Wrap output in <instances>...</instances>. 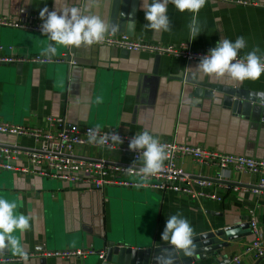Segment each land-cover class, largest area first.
Masks as SVG:
<instances>
[{"label":"crops","instance_id":"0c3cea01","mask_svg":"<svg viewBox=\"0 0 264 264\" xmlns=\"http://www.w3.org/2000/svg\"><path fill=\"white\" fill-rule=\"evenodd\" d=\"M252 1L258 5L207 0L195 14L203 32L193 40H190L189 24L194 14L187 10L180 12L172 3L167 5L171 21V31L167 32L144 27L147 21L143 0H0V15L36 23L42 21L39 12L44 7L49 11L76 7L83 15H95L106 24L117 26L115 34H127L133 39L162 44L187 42L193 49L209 50L219 40L227 38L234 42L243 36L246 46L238 55L245 57L258 47V55L264 58V0ZM152 2L147 0L148 4ZM48 43L54 42L41 32L0 26V51L7 54H41ZM62 54L75 64L68 61L0 64V121L47 129V117L64 116L83 126L99 125L134 135L147 130L159 140H177L264 159V105H256L249 116L223 105L224 89H245L251 94L264 95V73L256 80L242 83L228 76L193 77L191 73L199 61L187 62L167 55L101 45L58 48L54 56ZM186 78L215 86L212 97H196L195 86ZM2 142L29 149L38 146L33 138L24 136L4 135ZM75 155L112 163L135 161L131 154L94 145L77 147ZM178 163L192 176L211 180L213 185L209 190L222 199H192L148 187L107 186L89 190L85 186L9 170H0V195L15 200L18 213L32 217L31 227L22 236L26 252L97 250L101 245L90 237L85 238L89 230L119 229L122 234H136V239L144 245L149 241L156 246L168 245L161 234L167 218L179 212L190 222L193 236L236 226L241 231L235 240H228L229 246L223 248V253L230 258L240 255L241 264H258V259L245 251L255 237L249 223L250 208L255 210L264 235V196L251 190L258 182V175L201 165L191 157L180 158ZM136 164L142 166L141 161ZM227 184L230 188L223 187ZM215 258L190 264H218ZM86 260L36 256L28 258L27 264H83ZM4 264H24V261Z\"/></svg>","mask_w":264,"mask_h":264},{"label":"built area","instance_id":"2783aa9c","mask_svg":"<svg viewBox=\"0 0 264 264\" xmlns=\"http://www.w3.org/2000/svg\"><path fill=\"white\" fill-rule=\"evenodd\" d=\"M241 5H258L252 0H234ZM43 21L26 22L16 20L9 16L0 15V26L16 29H25L41 32ZM93 45H101L125 49L132 52H147L160 56H172L182 58L187 62L200 61L208 50L193 49L189 43L162 44L144 39H133L127 34L106 33L104 40ZM244 56H237L243 59ZM66 54L61 56L46 57L42 54L31 56H17L0 51V64H18L25 62L55 64L70 62ZM264 59V58H262ZM246 62V61H245ZM48 128L29 127L25 125L11 124L0 121V170H9L19 174L37 175L48 179L67 182L69 184L85 186L89 190H102L107 186H122L126 188H142L159 190L162 192H174L192 199L209 198L220 201L222 198L215 191H210L213 183L201 177H194L186 172L178 163L180 158L191 157L201 165H214L220 170L233 169L236 171H248L258 175L257 184L251 189L254 193L264 196V159L244 156L235 153H226L210 149L201 145L180 143L177 140H159L166 146L169 159L164 161L163 169L155 176H150L141 183L139 175L140 165L129 168L133 163H112L107 160H93L81 158L75 155V149L80 146L94 145L102 149H108L111 145L121 154H131L136 160L139 153L129 149V142L134 134L120 132L114 129L100 128V135L115 131L123 140L120 145L90 144L88 142V130L95 128L70 122L64 116L47 117ZM30 137L37 142L33 149L24 148L17 144H5L2 136ZM25 162V163H22ZM221 178V174H219ZM230 188L227 184L223 186ZM250 227L254 239L245 251L252 253L258 264H264V235H262L258 220L253 208L249 209ZM96 253L94 248L35 250L27 252L28 258L42 256L55 257L63 260L85 259ZM103 253L100 254V257ZM23 261L18 256L0 254V264ZM232 263L241 264L240 255L232 257Z\"/></svg>","mask_w":264,"mask_h":264},{"label":"clouds","instance_id":"9594fccd","mask_svg":"<svg viewBox=\"0 0 264 264\" xmlns=\"http://www.w3.org/2000/svg\"><path fill=\"white\" fill-rule=\"evenodd\" d=\"M172 3L180 12L185 10L194 14L189 24L190 40L195 39L201 32L196 15L205 6L207 0H153L151 4L143 0L142 9L147 23L146 29L155 31H171V21L167 15V5ZM41 33L54 43H48L43 49L42 55L52 57L57 54L58 48L81 45L91 46L99 43L105 38V34L114 35L117 26L106 24L100 17L95 15H83L79 8L64 7L49 11L44 7L39 12ZM245 39L239 36L233 42L227 38L217 41L216 46L209 49L208 53L196 65L193 77L203 74L217 79L228 76L234 81L243 82L247 79L256 80L264 73V59L258 55L259 48L255 47L248 52L243 59H237L238 52L245 48ZM246 61V62H245ZM97 102H100L98 98ZM100 126L88 130V142L101 146L120 145L123 143L120 135L109 132L100 135ZM129 149L138 152L139 155L132 168L138 161L142 162L139 168L141 183L143 186L150 176H155L162 171L164 161L169 159L166 146L159 139L145 130L133 136L129 142ZM109 146V151H113ZM18 203L0 195V254L5 250L13 256L20 257L24 264L28 262V254L22 244L23 234L31 227V216L18 213ZM161 239L170 245V249H162L161 255L156 257L157 264H174V254L183 252L184 255L193 254L195 245L193 242V228L190 222L181 213H176L167 218L166 225L161 234Z\"/></svg>","mask_w":264,"mask_h":264},{"label":"water","instance_id":"95a60500","mask_svg":"<svg viewBox=\"0 0 264 264\" xmlns=\"http://www.w3.org/2000/svg\"><path fill=\"white\" fill-rule=\"evenodd\" d=\"M7 65V64H4ZM190 74V73H189ZM195 88L194 95L200 97H212V90L216 87L204 81L186 78ZM226 96L223 98V105L228 106L237 113L249 116L252 109L258 104L264 105V95L251 94L244 90L224 89ZM246 227V226H241ZM239 230L236 226L221 229L209 230L193 236L195 249L190 256L183 252L174 254V264H190L193 261L207 257H216L218 264H234L232 258L223 253V248L229 246L228 240H235ZM85 238H92L101 245L96 253L90 255L96 257L90 261L83 259V264H157L156 257L161 255L162 249H170V245L156 246L153 242L146 245L139 243L135 234L114 233V231H88ZM136 243V246L133 244ZM95 249V248H94ZM9 251L5 250V253ZM103 256L100 257V254Z\"/></svg>","mask_w":264,"mask_h":264},{"label":"rangeland","instance_id":"374dc122","mask_svg":"<svg viewBox=\"0 0 264 264\" xmlns=\"http://www.w3.org/2000/svg\"><path fill=\"white\" fill-rule=\"evenodd\" d=\"M120 188V187H119ZM114 233H119L120 234V230L119 229H115ZM91 257V256H90Z\"/></svg>","mask_w":264,"mask_h":264}]
</instances>
